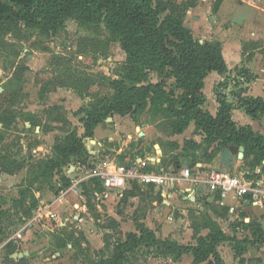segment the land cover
<instances>
[{
    "label": "rangeland",
    "instance_id": "rangeland-1",
    "mask_svg": "<svg viewBox=\"0 0 264 264\" xmlns=\"http://www.w3.org/2000/svg\"><path fill=\"white\" fill-rule=\"evenodd\" d=\"M31 2L0 0V12L14 15L19 10L18 6ZM205 7L209 9V4ZM227 23L230 24L229 21ZM187 25L193 26V17ZM260 44L258 46L264 48V41ZM254 45L255 42L253 48ZM125 60L126 53L109 34L103 19L94 24L80 25L74 18H69L63 27L49 33L38 27L26 26L21 21L8 23L0 30V264H102L114 256L116 244L124 242L129 232L144 228H138L127 219L121 224L115 219V213H124V218L145 216L144 219H148V210L158 195L151 194L143 204L139 202L143 209L138 212L135 208L137 201L127 199L123 202L120 192L115 189L106 190L113 196L98 199L95 193L103 188L95 178L82 181L78 192H70L68 195L73 196L67 201L71 206L75 198L78 203L86 201L88 207L91 203L94 208L91 213L81 212L90 222H94L93 214L98 213L95 211L96 203L101 206L99 213L104 221L100 224L108 228L87 227V230L96 232L91 235V241L75 226L67 231L71 234L59 237L56 232L61 227H55L57 222L50 219L49 212V204L70 187L72 177L77 173L74 169L87 156L78 153L63 160L57 155L55 145L59 142L60 146L66 145L62 140L69 136L83 140L85 148L89 146L92 149V145H96L91 141V135L85 136L87 115L113 97L116 80H125ZM238 76H244L241 83L234 82V78L240 80ZM246 77L237 71L213 85L209 79L205 94L212 98L219 92L228 99L232 97L237 105V93L247 88ZM162 79L166 81L167 91L174 90L175 95L180 93L174 78L165 74L161 77L154 71L148 77V81L153 83ZM208 107L205 106L206 110ZM233 115L236 120L239 113ZM126 119L129 125L133 119L138 124V131L144 132L146 123L150 127V145L146 143L137 153L150 170L163 168L173 171L189 167L194 177L199 174L197 169L222 170L254 181L258 179L250 173L251 170L259 167L264 173V160L259 161L244 148L241 155L238 153L231 157L229 165L220 159L221 167L206 169L199 166L204 161L214 162L230 146L220 140H208L202 131L195 128L188 114L149 103L146 110L127 114ZM254 123L258 132L264 131V117ZM157 133L158 140H163L159 164L154 161L158 154L157 147H154ZM140 138V142L145 140L144 135ZM125 157L122 153L117 159L123 161ZM135 160L134 157L130 162ZM67 180H70L68 186ZM185 187L192 185L174 186L177 191L175 203L164 204L157 199V211L151 209L152 214L157 213L156 217L153 220L150 215L147 220L149 227L144 229H150L158 239L184 245H196L201 238L226 235L229 240L218 245L221 260L211 257V261L197 263L191 253H170L161 244L149 243L128 252L125 264H264V242H256L252 236L258 224L264 231V207H248L220 194H215V201H209V192L198 191L190 196L188 193L191 191L186 190L181 194L179 191ZM131 189L132 193H141L136 184ZM223 199L226 202L223 203ZM54 206L60 207L58 212L62 217L73 211H61L62 205L57 203ZM75 213L72 212L71 220ZM153 221L154 226L151 225ZM76 223L80 224L79 221ZM19 232L22 238L16 237ZM27 232L31 234L28 237ZM32 233L37 236V239L33 237L34 242ZM106 238L108 246H105ZM230 238H238L239 242ZM236 246L242 249L241 256L237 257Z\"/></svg>",
    "mask_w": 264,
    "mask_h": 264
},
{
    "label": "trees",
    "instance_id": "trees-1",
    "mask_svg": "<svg viewBox=\"0 0 264 264\" xmlns=\"http://www.w3.org/2000/svg\"><path fill=\"white\" fill-rule=\"evenodd\" d=\"M220 1L215 0V8ZM195 4V1L189 0H32L29 4L18 6L19 10L14 15L0 12V30L8 23L21 21L26 26L38 27L49 33L63 27L69 18H74L80 25L104 20L109 34L126 53L124 70L127 75L125 80H116L113 97L87 115L85 136L92 137L93 128L111 115L140 113L146 110L149 103L153 106L157 103V107H168L171 111L190 115L195 128L202 131L208 140L243 147L248 154L262 161L264 135L251 125L238 124L232 117V111L239 107L252 118L264 116L263 98L243 96L240 91L236 95V105L226 95L217 92L219 107L216 115L202 108L206 101L203 88L208 73L216 71L224 74L228 68L221 42L201 43L185 25L186 13ZM152 71L161 77L165 74L174 78L180 93L175 95L174 90L167 91L163 79L157 83L149 82ZM62 141L66 145L60 146L59 142L55 150L63 160L83 153L87 156L82 163L89 161L90 155L83 140L69 136ZM94 180L103 188L100 181ZM68 185L70 180H67ZM89 208L93 209L91 203ZM137 227L146 228L141 224ZM144 228L129 232L124 242L116 244L114 256L102 264H125L128 252L149 243L161 244L170 253H191L197 263L211 261V257L221 260L218 245L229 240L222 235L212 239L201 238L196 245H184L158 239L154 232ZM252 236L256 242H264V231L259 224ZM230 239L239 242L238 238ZM106 240L105 246H108ZM235 250L237 257L243 254L237 246Z\"/></svg>",
    "mask_w": 264,
    "mask_h": 264
},
{
    "label": "crops",
    "instance_id": "crops-1",
    "mask_svg": "<svg viewBox=\"0 0 264 264\" xmlns=\"http://www.w3.org/2000/svg\"><path fill=\"white\" fill-rule=\"evenodd\" d=\"M184 1V0H183ZM209 2V3H208ZM215 0H197L196 4L194 6H191L185 16V25L191 29L192 34L196 40L203 43L204 41H219L222 44V53L225 58V61L227 63L228 71L224 74H219L216 71H211L208 73L207 77L205 78V87L203 88V92L205 93V89L208 84V80L211 79L212 85L215 81H221L224 79H228L229 76H232L237 71L240 73L247 72V74L250 76L246 77L247 79V88H245L242 92L243 96H252V97H261L264 99V48L260 43H263L264 41V0H221L219 5L215 8L214 7ZM209 4V9L205 6ZM212 5V6H211ZM204 12H207L204 14ZM190 17H193V26L187 25V22H190ZM230 24H228V21ZM242 24V26L240 25ZM260 25V26H259ZM260 41V42H258ZM255 42L254 48L253 43ZM259 43V44H258ZM243 73V74H244ZM246 74V73H245ZM236 87H240V85H237ZM240 92V91H239ZM238 92V93H239ZM206 96V94H205ZM229 100H232V97L229 96ZM205 106L208 107L210 104V108L208 107V111H210L213 115H216L219 107V103L217 101L216 95L212 96V98H209L206 96ZM202 106L204 110H206L205 106ZM235 113H239L238 118L235 120L234 115ZM232 117L237 123L240 125H251L252 128L256 130V125L254 122H258L260 117L258 118H252L248 114L245 113L243 108H235L232 111ZM133 119L130 120V125L127 123L126 115H119L114 114L99 124H97L92 131V137L91 141L94 142L96 145H92L91 147L88 146L87 151L91 154L96 155H104V156H111L115 157L117 159V156L122 155V153L125 154V160L122 162H130L134 157L136 158L135 161H144L143 158L138 157L137 153L143 148V146L148 143L150 145V133H149V125L146 123L143 126H145L144 132L138 131L137 126L138 124ZM193 121V120H192ZM133 125V127L131 126ZM193 125L195 126V123L193 121ZM193 126V127H194ZM261 134L264 133V131H260ZM125 134V137L122 135ZM145 136V140L143 142H140L141 136ZM264 135V134H263ZM159 133H157V142L154 144V147H157V155L155 156V162L160 163V154L163 151L162 142L163 140H158ZM159 142H161L159 144ZM243 151V150H242ZM224 151L221 152L219 157L214 162H201L198 165L201 167H204L207 169V167H221V157ZM241 155V153H239ZM233 157V156H232ZM152 159V157H150ZM233 159V158H232ZM134 161V162H135ZM239 160H237L236 163H238ZM74 169V167H73ZM150 170V169H149ZM163 168H160L159 170H151V171H162ZM198 170V176L204 177L205 173L208 172V170L205 169H197ZM203 170V171H202ZM76 171V169H74ZM250 173H253L256 178L258 179L256 182L264 183V173L259 169L251 170ZM134 185V184H133ZM138 186V185H136ZM132 186L117 190V192H120L119 195L122 197V201L126 202L127 199H130L131 201H137V205H135V208H137L138 212H140L143 208L139 205L140 203H144L145 201L150 198L151 194H157L158 197L156 198V201H152L153 207H151L147 213V218L155 219L157 213L152 214L151 209L154 211H157V199L162 201L164 204L167 203H173L175 200V197L177 196V191H175L174 187L170 190H162L158 187L150 186L148 188H142L139 186L141 193H132L133 189H131ZM128 188V189H127ZM188 187L181 188V191H179L181 194L186 193ZM109 189H106L103 187V190L100 192H96L95 195L98 197V199H102L105 197H111L113 196V193L111 191H106ZM151 192V193H150ZM200 193H211L208 196L209 201H215L216 193L210 192L207 188V186H204L203 188H200ZM144 193V194H143ZM143 194V195H142ZM191 195H194L192 192L188 193ZM73 196V194L66 195L64 199L59 200V195L56 196V200H53L52 203L49 205L50 207V219L57 222V226L55 227H61L60 231L58 230L56 233L60 235L59 237H65L68 234H71L67 231L75 227H79L81 231H84V234L88 241H91V235L93 236L95 232L94 229H90L91 231L87 230V227H99V228H108L105 225H101L100 222L104 221V219L101 218V206L96 203V214H93L94 222H90L85 215H81V212L85 214L91 213V210L87 204L83 201L74 199V203L72 206L67 203L68 198L70 196ZM116 195V194H115ZM164 195H167V197H164ZM83 198V195L81 196ZM184 198H187L186 195H183ZM228 197L229 200L235 199L238 201H241L244 205L252 208H259L264 207V205H258V204H252L248 202L247 199H238L234 196L227 195L224 196ZM59 202H58V201ZM65 201V202H63ZM61 202V203H60ZM226 202V199H223V203ZM62 205V209L69 210L70 212H76L75 215L72 217V212L66 217H62L61 214H59L60 207L53 208V204L55 205ZM63 203H66L63 205ZM175 203V202H174ZM125 205V203H121ZM94 209V208H93ZM62 213V212H61ZM145 216L139 217L136 216L135 218H124V213L121 215L118 213H115V219L118 222H121V224H124L123 220L127 219L128 221L133 222L136 226L139 224L148 226V219H144ZM138 219V220H137ZM80 224L76 223L78 221ZM135 220H137L135 222ZM148 220V221H147ZM70 221V222H69ZM69 222V223H68ZM135 222V223H134ZM152 222L151 225H156ZM71 223V224H70ZM73 224V225H72ZM82 225H85L83 228ZM152 227V226H150ZM66 228H69L66 230ZM98 233V232H97ZM31 235L29 232H27L26 236L28 237ZM32 241L33 237L37 239V236L32 233ZM23 237V236H22ZM32 245V243H29ZM22 254V253H21ZM25 254V253H24ZM27 254L29 252L27 251Z\"/></svg>",
    "mask_w": 264,
    "mask_h": 264
},
{
    "label": "built area",
    "instance_id": "built-area-1",
    "mask_svg": "<svg viewBox=\"0 0 264 264\" xmlns=\"http://www.w3.org/2000/svg\"><path fill=\"white\" fill-rule=\"evenodd\" d=\"M238 77L240 80L234 78L235 83H241V80H244V76ZM146 165L145 161L122 162L115 157L93 154L87 163L76 166V176L72 177L70 187L60 194L59 200L64 199L70 192L77 193L79 185L86 178H95L109 190H120L133 184L142 188L154 186L162 190H170L175 185L191 184L192 187L187 190L195 193L207 186L210 192L220 194L222 197L231 195L238 199H247L255 205H264V183L256 182L243 175L211 170L205 173L204 177L198 175L194 177L189 167L173 171H151ZM22 236L21 232L16 235L18 238Z\"/></svg>",
    "mask_w": 264,
    "mask_h": 264
},
{
    "label": "water",
    "instance_id": "water-1",
    "mask_svg": "<svg viewBox=\"0 0 264 264\" xmlns=\"http://www.w3.org/2000/svg\"><path fill=\"white\" fill-rule=\"evenodd\" d=\"M243 147L239 146H230L229 148H226L222 154L221 160L229 165L230 159L234 154L242 153Z\"/></svg>",
    "mask_w": 264,
    "mask_h": 264
}]
</instances>
